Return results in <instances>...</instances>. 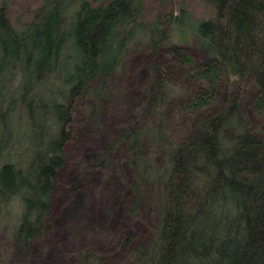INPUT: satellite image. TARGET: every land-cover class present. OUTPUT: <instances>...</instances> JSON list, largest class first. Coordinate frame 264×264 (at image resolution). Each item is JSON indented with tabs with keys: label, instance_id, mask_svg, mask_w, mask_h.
<instances>
[{
	"label": "trees",
	"instance_id": "trees-1",
	"mask_svg": "<svg viewBox=\"0 0 264 264\" xmlns=\"http://www.w3.org/2000/svg\"><path fill=\"white\" fill-rule=\"evenodd\" d=\"M157 1L151 19L147 0H38L14 22L0 0V264H29L67 147L97 132L139 47L152 55L144 97L89 166L123 150L129 216L106 230L104 252L83 246L55 264H264V0H182L183 24L196 3L210 12L194 19L200 60L172 40L178 2ZM148 191L143 239L133 224Z\"/></svg>",
	"mask_w": 264,
	"mask_h": 264
},
{
	"label": "rangeland",
	"instance_id": "rangeland-1",
	"mask_svg": "<svg viewBox=\"0 0 264 264\" xmlns=\"http://www.w3.org/2000/svg\"><path fill=\"white\" fill-rule=\"evenodd\" d=\"M5 1L9 16L15 22L25 19L38 0ZM147 1L146 15L152 19L159 6L158 1ZM171 2L182 4V0ZM175 6L177 18L168 25L172 35L174 33L172 40L185 46L196 60H200L204 53L197 47L193 36L196 27L194 19L210 15V12L206 6L196 3L190 15L192 20L184 21L183 24L178 19L180 4ZM163 7H169L168 0H164ZM151 60L150 51L140 47L130 51L124 68L111 81L110 96L100 104L97 111V132L81 137L67 147L66 162L51 196V214L45 224L44 234L32 243L29 264H55L57 254L59 256L83 246H91L104 252L108 247L105 245L108 237L106 230L110 228L114 234L116 222L129 216V199L124 194L123 180L124 170L129 171L124 162L123 150L115 151L113 159L110 158L109 168L91 170L89 166L95 161L93 151L109 142V139L123 129L125 121L132 119L136 106L144 97L142 87L147 82ZM252 103V97L247 95L245 112L253 125L260 124L261 117L254 112ZM149 202L150 191L147 192L140 217L133 224L143 239L150 237L152 215ZM4 236L0 231V241ZM4 246L8 249L5 242Z\"/></svg>",
	"mask_w": 264,
	"mask_h": 264
}]
</instances>
